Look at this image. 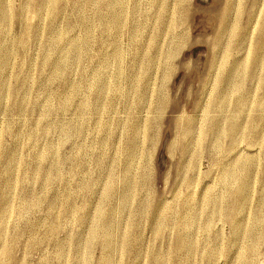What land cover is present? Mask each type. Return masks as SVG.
<instances>
[{
    "label": "rangeland",
    "instance_id": "rangeland-1",
    "mask_svg": "<svg viewBox=\"0 0 264 264\" xmlns=\"http://www.w3.org/2000/svg\"><path fill=\"white\" fill-rule=\"evenodd\" d=\"M0 252L264 264V0H0Z\"/></svg>",
    "mask_w": 264,
    "mask_h": 264
},
{
    "label": "bare ground",
    "instance_id": "bare-ground-1",
    "mask_svg": "<svg viewBox=\"0 0 264 264\" xmlns=\"http://www.w3.org/2000/svg\"><path fill=\"white\" fill-rule=\"evenodd\" d=\"M4 65V64H3ZM5 69V68H4ZM238 85V84H237ZM241 85V84H240ZM6 87V86H5ZM237 87V86H236ZM242 87V86H241ZM240 87V88H241ZM238 88H239V86H238ZM237 88V89H238ZM7 95V94H6ZM6 97V96H5ZM5 101H3L2 103H4ZM3 107V106H2ZM218 138V137H217ZM10 208V207H9ZM8 212V211H7ZM3 214V213H2ZM8 214V213H7ZM7 214H6V216H7ZM4 220V219H3ZM6 251H7V248L6 247H2V253H3V255L4 254H6ZM1 257H2V255H1V252H0V264H4L5 262H4V259H1Z\"/></svg>",
    "mask_w": 264,
    "mask_h": 264
}]
</instances>
